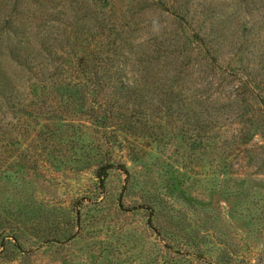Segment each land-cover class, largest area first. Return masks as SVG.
Returning <instances> with one entry per match:
<instances>
[{
    "label": "rangeland",
    "instance_id": "374dc122",
    "mask_svg": "<svg viewBox=\"0 0 264 264\" xmlns=\"http://www.w3.org/2000/svg\"><path fill=\"white\" fill-rule=\"evenodd\" d=\"M0 264H264V0H0Z\"/></svg>",
    "mask_w": 264,
    "mask_h": 264
},
{
    "label": "trees",
    "instance_id": "16d2710c",
    "mask_svg": "<svg viewBox=\"0 0 264 264\" xmlns=\"http://www.w3.org/2000/svg\"><path fill=\"white\" fill-rule=\"evenodd\" d=\"M104 172L101 174V172H100V176H103L101 179H102V181H104L105 180V176H106V171L105 170H103Z\"/></svg>",
    "mask_w": 264,
    "mask_h": 264
}]
</instances>
